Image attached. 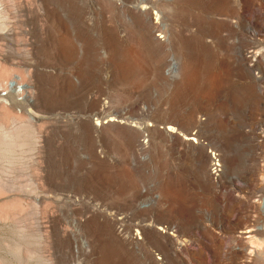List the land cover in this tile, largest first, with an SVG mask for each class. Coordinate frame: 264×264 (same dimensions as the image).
I'll use <instances>...</instances> for the list:
<instances>
[{
    "label": "rangeland",
    "instance_id": "374dc122",
    "mask_svg": "<svg viewBox=\"0 0 264 264\" xmlns=\"http://www.w3.org/2000/svg\"><path fill=\"white\" fill-rule=\"evenodd\" d=\"M148 1L0 0V264L264 263V0Z\"/></svg>",
    "mask_w": 264,
    "mask_h": 264
},
{
    "label": "bare ground",
    "instance_id": "6f19581e",
    "mask_svg": "<svg viewBox=\"0 0 264 264\" xmlns=\"http://www.w3.org/2000/svg\"><path fill=\"white\" fill-rule=\"evenodd\" d=\"M142 1V0H141ZM168 1V0H167ZM166 1V2H167ZM165 2V0H149L147 3H146V5H144V8H143V10H146V15L148 16V17H150V20H152L151 21V23L153 24L154 23V16H153V14H152V12H153V10L155 11L156 9L157 10H159V13L157 14V18L155 19L156 20V23L157 22H159V21H161L162 22V20H164V18H166V16H167V13H168V8H169V5L167 4ZM143 3V2H142ZM136 5V4H135ZM135 7V6H134ZM139 7V6H138ZM143 7V6H142ZM2 11V10H1ZM3 12V11H2ZM156 17V16H155ZM164 22V21H163ZM161 24V23H160ZM168 24V23H167ZM154 27H155V29L157 28V29H159V27L160 26H158L157 24L155 25V23H154ZM164 30H166V29H164ZM163 35V34H162ZM8 90H9V95L13 92V91H16V90H19V91H22V90H24L23 89V87L21 86V85H19L18 83L17 84H15V85H10V83H9V85H8ZM8 95V96H9ZM4 97H8V96H5V95H3ZM112 121H117V119L116 118H114V117H112V118H110V120H109V122H112ZM101 125H102V123H100ZM156 125V124H155ZM151 126L152 127H155L154 125H152L151 124ZM151 131H153V132H157V133H161L160 132V130L159 129H157V128H155V129H151ZM176 131H177V128L175 127V126H173V125H169L168 127H167V132L169 133V135H174L175 133H176ZM194 135V134H193ZM193 135H185V141H187L188 143H192L193 144V141L195 142V143H197L198 141L195 139V137L193 136ZM216 154V153H215ZM218 164H219V162H218ZM220 165V164H219ZM220 168L218 167V169L217 170H219ZM215 174H218V173H215ZM264 210V209H263ZM157 225V226H156ZM152 227L151 228H153L154 230H155V232H156V234H158L157 236H161L162 234L159 232V231H163V232H165V233H167V232H169V227L167 226V227H158V226H161L160 224H158V223H152V225H151ZM138 227L139 228H141V230L142 229H144V227H143V225H138ZM160 229V230H158V228ZM248 232H251V231H246V232H242V234H245V233H248ZM262 232H264V227H259L258 228V230H257V232L255 233V236H250V237H248V242H250V243H252L253 244V242H254V240L255 239H258V238H256V237H259V241L260 242H264V237L261 235V233ZM172 233V232H171ZM175 235V234H174ZM172 238H174V237H172ZM243 240L244 239H246V238H242ZM180 245L181 246H187V243L186 242H180ZM247 249H248V245H247V243L243 246V247H241L240 248V250H243V254H245V253H248L247 252ZM250 260V259H249ZM250 262L249 261H247V262H245V264H249ZM264 264V263H263Z\"/></svg>",
    "mask_w": 264,
    "mask_h": 264
},
{
    "label": "built area",
    "instance_id": "2783aa9c",
    "mask_svg": "<svg viewBox=\"0 0 264 264\" xmlns=\"http://www.w3.org/2000/svg\"><path fill=\"white\" fill-rule=\"evenodd\" d=\"M15 84H16V81H14V80L10 81V85H15ZM1 94L5 95V96H8L9 95L8 88L7 87L4 88L2 90V92H1ZM210 159H211V168H210V170H212L213 173H218L219 170H217V169H218V167H220V165L218 164V162H219L218 154L217 153L214 154L212 152V154H210Z\"/></svg>",
    "mask_w": 264,
    "mask_h": 264
}]
</instances>
